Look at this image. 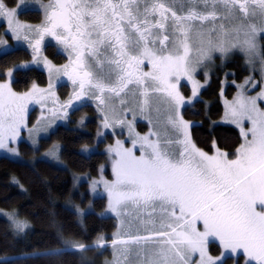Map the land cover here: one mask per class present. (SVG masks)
<instances>
[{"label": "snow or ice", "instance_id": "obj_1", "mask_svg": "<svg viewBox=\"0 0 264 264\" xmlns=\"http://www.w3.org/2000/svg\"><path fill=\"white\" fill-rule=\"evenodd\" d=\"M41 6L45 22L34 30L39 37L34 42L29 39L31 26L17 18L28 9L26 0L12 8L0 0V18L7 20L15 39L28 40L37 54L45 35L64 46L70 60L64 74L78 85L73 96L98 101L105 128L124 123L118 114L132 110L126 107L130 102L139 105L141 114L150 113L154 94H162L155 111L159 114L161 106H167L160 128L132 141L133 148L140 145L141 154L137 157L117 140L108 150L115 153V179L91 183L93 193L103 184L108 211L118 218L131 216L143 228V233L138 227L135 235L126 238L119 232L114 235L111 264H225V256L241 253L244 264H264V110L257 105L264 100V88L257 96L241 94L226 104V119L231 117L228 122L240 127L245 136V143L230 158L219 150L209 156L192 144L189 125L180 115L185 97L177 87L180 78H186L195 97L201 87L195 73L208 67L204 62L212 60L214 51L223 54L239 49L249 64L258 57L264 75V0H49ZM193 34L201 44L195 61L191 58ZM4 43L0 38V44ZM33 63H38L35 56ZM44 65L51 73L50 63L45 60ZM6 74L12 77V69ZM249 83L256 86L252 77L246 79L245 84ZM56 86L50 77L48 89L33 85L31 92L19 95L0 83V149L18 155L9 142L15 143L25 126L28 104L39 103L43 93L54 95ZM117 103L124 107L117 108ZM61 107L67 116L72 103ZM245 118L252 124L251 139L242 127ZM44 130L37 126L29 133ZM177 144L183 145L178 152L173 147ZM58 153L59 146L54 145L47 155L59 160ZM6 215L17 233L28 227L14 214ZM211 242L219 243V256L210 255ZM95 243L104 248L108 241L100 236ZM71 248L89 250L80 242H72ZM197 253L199 259L194 260Z\"/></svg>", "mask_w": 264, "mask_h": 264}, {"label": "trees", "instance_id": "obj_2", "mask_svg": "<svg viewBox=\"0 0 264 264\" xmlns=\"http://www.w3.org/2000/svg\"><path fill=\"white\" fill-rule=\"evenodd\" d=\"M6 2L9 5L16 4V0ZM20 17L39 23L42 16L37 11H25ZM3 28L0 25L2 34ZM44 54L55 63L66 60L52 44L44 47ZM30 58L31 53L26 47L1 53L0 81L5 79L7 70ZM215 61L200 98L183 108L182 118L194 123L190 128V137L196 148L207 154L213 153L214 149L231 154L240 145L241 137L233 126L216 124L223 114L220 91L224 78L240 82L249 74V70L244 57L239 53H234L224 62L219 57ZM46 83L47 76L44 72L29 67L14 70L11 85L14 90L24 92L32 85L43 86ZM182 89L188 95V88L184 86ZM235 91V87L228 84L224 97L232 98ZM79 114L77 112L74 116ZM95 131L96 123L88 121L84 129L57 127L48 138L42 140L37 149L31 148L26 142L19 144L21 154L30 157L46 150L53 141H60L61 156L67 168L57 167L45 160L25 163L6 156L0 157V256L14 255L0 260V264H102L108 249L89 248L87 251H77L71 248L72 242H92L97 246L95 242L100 236L110 239L116 228L113 217H101L97 214L105 207L104 198L92 199L85 183L73 190L72 173L94 177L98 175L101 166L106 164V156L102 152L89 155L78 152L81 146L93 141ZM88 204H91L93 211L77 214L74 205L85 209ZM6 214H14L20 222H26L28 227L17 233ZM209 246L211 254L220 253L217 242H211ZM53 247L71 248V251L26 254ZM237 260L239 264H243L242 256L228 257L225 264H236Z\"/></svg>", "mask_w": 264, "mask_h": 264}, {"label": "rangeland", "instance_id": "obj_3", "mask_svg": "<svg viewBox=\"0 0 264 264\" xmlns=\"http://www.w3.org/2000/svg\"><path fill=\"white\" fill-rule=\"evenodd\" d=\"M4 2L9 8H12V7H15L16 4L19 3V0H16L15 5L7 4L6 0H4ZM26 3L29 5L26 11H37V12H40L42 16L41 21L39 23H34L28 20H23L21 19L20 14L17 17L21 23L31 26V28L33 29V32L29 36V39L34 42L35 39L39 38L34 30L37 27L42 26L45 22V12H44V8L41 5L42 4L47 5L49 3V0H26ZM0 25H3L4 27L3 35L1 38L6 41V43L0 44V54L7 52L11 49H14V48H18V47H26L31 53L30 59H28L27 61L21 62L18 65L12 67L11 68L12 71L14 72V70L16 69H26L29 67H35L38 70L44 72L47 76V83L46 85H43V86L35 85L39 89L46 90L49 88L50 77H51L52 82L57 83V86L54 89V93H55L54 95L43 93L42 94L43 99H40L39 103L32 102L28 104V112L25 116V126H23L20 129V136L17 138L16 142L15 143L9 142V147L15 148L18 155L8 152L5 149H0V157L6 156L13 160L21 161L25 163H33L38 160H45V161H48L54 164L57 167L67 168L68 166L61 156L60 141H53L46 150H44L41 153L36 152L32 154L30 157H25L21 154L19 144L21 142H26L31 148L37 149L39 148L42 140L45 138H48L50 134L59 126H67V127L72 126L78 129H84L88 121L95 122L96 131H95V136H94L93 141L90 144L88 143L86 145L81 146L78 152L84 155H89L95 152H102L106 156V164L101 166L98 175L94 177H91L88 174L72 173L73 190L78 189L81 184L85 183L86 190L92 199H96V198L105 199L104 209H102L101 211H98L97 214L101 217L110 216L115 219L116 228L111 233V238L107 239L108 241L107 246L103 248V249H108V254H106V256L103 258L102 264H111V262L113 261V254H114V249L111 246V241L114 238V235L117 232H119L121 238H126L128 235H135L137 233L138 227L140 228L141 233H143V228L139 225V221L134 220L131 216H121L120 218H118L111 211H108V196H107V193L104 191L103 184L101 183L97 185V192L93 193L91 191V183L93 180L98 181V180H101V178L109 182L115 179V175L113 173V168H112L113 159L115 158V153L113 152L110 154L108 150L110 147L116 146L117 140L122 141L125 148H131L133 151V154L136 155L137 157L141 154L140 145L137 144L136 147L133 148L132 141L134 139H137L138 136L139 137L148 136L150 131H155L160 128L161 122H163L167 116V112L164 111V108H166L167 106L162 105L161 112L159 114L155 111V108L157 104H159L160 100L163 99V96L162 94H154V98L152 102V110L150 113L146 112L144 114H141L139 111V105L133 104L130 102L126 107L131 108L132 110L126 111V112L120 111L118 114L119 119H122L124 123L123 124L111 123L110 127L105 128L103 126L104 115L101 113V111L98 110V104H99L98 101H96L95 99H90L87 96L85 97V99L81 98L79 100H76L74 98L73 92H74V89H78V86L77 85L74 86L72 82L68 79V77L64 74V67L65 65L69 64L70 60L67 59V57L69 58V53L68 51H65L63 45L58 44L56 40H54L50 35H45L43 42L40 45V51L37 54L34 52L33 48L29 46L28 40L23 39V37L17 40L13 37L12 32L8 30L7 20L0 18ZM213 39L214 41L218 39L215 36V34L213 36ZM225 39L226 40L230 39V37H226ZM205 43H206V38H205ZM48 44H52L56 48V51L58 53H61L66 57V60L63 63H55L44 54V47ZM192 46H193V52L191 53V58L193 61H195L198 56V52L196 51V49H198L201 46L200 38L197 37L195 34H193V37H192ZM263 50H264V39L261 40V51L263 52ZM234 53H239L244 57V62L249 70V74L244 78V80L240 82H233V81H230L224 78L222 82V88L220 91V99H221V103L223 106V114L216 121V124L230 125L238 130L240 137H241V143L238 146L239 148L242 144L245 143V136L242 135L240 127H237L235 123L228 122L230 121L231 117H228L226 119V112L228 111L226 104H232L237 99V97L241 94L245 97L257 96V94L260 93L261 89L264 88V75H262V65L258 57L254 58L253 63L249 64L246 62L248 59L247 56L245 55L243 51L239 49H232L228 51L227 53H223V54L218 51H214L211 54L212 60L204 62L205 64L208 65V67L207 68L200 67L195 73V78L197 82L199 83V85H201L195 97H193L192 95L193 85L186 78L181 77L177 87L181 95L185 97V103L180 108V115L182 117L183 108L192 104L195 100L200 98V93L206 87L209 81V78L211 76V73L213 71V68L215 66V62H216L215 58L219 57L221 61L224 62ZM34 56L36 57V60L38 61V63H33ZM45 60H47L51 65V73L49 69L46 68L44 65ZM22 65H26V67H21ZM144 70L149 71L150 68L147 65H145ZM205 71L208 72L207 77H205ZM226 75H228V73L225 74V76ZM249 77L253 78V83L256 84L255 87L252 86V83L245 84L246 79H248ZM12 79H13V75L12 77H8L7 74H5V79L0 81V83L8 84L11 87L12 91L19 95H23L24 93L32 91L33 85L24 92H18L14 90L11 85ZM172 80L175 81V77H172ZM228 84H232L236 90L232 98L224 97V91ZM241 85H243V89L239 87ZM184 86L188 88V91H189L188 95H186L182 89ZM40 95H41L40 93H37L38 97ZM188 101H191V103H189ZM69 102L72 103V107H69L67 109L68 114L67 116H64L63 115L64 109L61 106L66 105ZM257 105L260 106L262 110H264V100H258ZM121 107H124V106H121L117 103V108H121ZM54 112H55V115H54ZM77 112H80V114L78 116H74ZM108 115H109V121L111 122L113 120V114L109 111ZM158 115H159V120L157 119ZM149 119L152 120L151 124L149 123ZM82 120H83V123H81ZM184 121L189 125L188 134L190 136V128L194 123L190 121H186V120ZM241 123L244 129V132L247 133V138L251 139V132L249 131V129H251L252 127L251 122L245 118L242 120ZM49 124L51 125L50 127H48ZM37 126H39L42 129H46V130L41 131L39 133H32L30 135L29 129L37 127ZM176 135H178L179 139L181 140L184 138L182 133H179ZM33 139H35L36 141L35 144H33ZM150 139L155 140L156 137L152 136L150 137ZM54 145L59 146V153H58L59 160L53 159L51 156L47 155V153H49V150L52 149ZM173 147L178 152L179 149L183 147V145L177 144V145H174ZM236 150L231 154L226 151H222V150H219V151L221 153H227L230 158H234L236 155ZM216 154H217V149H214L213 153L207 154V155L215 156ZM74 206L75 208L74 207L73 208L76 210L77 214L79 215H83L85 211H93L91 204H88V206L85 209L79 208L80 210L79 212L77 211L78 209L77 206L76 205ZM121 220L124 221L123 224H121ZM198 227L200 228V230H203L202 224H198ZM85 245L88 246V248H100L98 246H94L92 242L86 243ZM117 247H121V246H117ZM60 249H65V247L64 248L63 247H53L49 249L28 252L26 254L29 255V254L36 253V252L58 253V250ZM221 251L222 249L220 248V252ZM209 253L210 255L214 257L220 255V253L218 255L211 254L210 249H209ZM12 256L14 255H2L0 256V260H3V259L5 260L8 258H11ZM240 256H242V253L240 254ZM228 257L237 258L238 256H232L229 254L225 256L224 259ZM193 259L198 260L199 254L198 253L194 254ZM243 264H244V259H243Z\"/></svg>", "mask_w": 264, "mask_h": 264}, {"label": "flooded vegetation", "instance_id": "obj_4", "mask_svg": "<svg viewBox=\"0 0 264 264\" xmlns=\"http://www.w3.org/2000/svg\"><path fill=\"white\" fill-rule=\"evenodd\" d=\"M67 59H69L68 57H67ZM69 63H70V61H69ZM69 65V64H68ZM78 86V85H77ZM86 97V96H85ZM85 97H83V99H85Z\"/></svg>", "mask_w": 264, "mask_h": 264}]
</instances>
